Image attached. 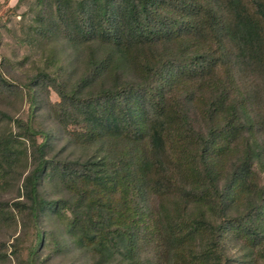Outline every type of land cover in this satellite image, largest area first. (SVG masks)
Wrapping results in <instances>:
<instances>
[{
  "label": "trees",
  "instance_id": "16d2710c",
  "mask_svg": "<svg viewBox=\"0 0 264 264\" xmlns=\"http://www.w3.org/2000/svg\"><path fill=\"white\" fill-rule=\"evenodd\" d=\"M93 15V3L73 10L52 0V14L43 20L47 24L41 35L62 36L75 49L100 42L97 45H107L114 53L88 65L70 90L46 69L38 70L24 87L32 91L50 87L60 99V117L74 122L82 116L90 146L98 151L115 140L121 148L119 158L105 163L47 159L48 137L31 124L35 107L30 97L28 121L0 111V129L8 126L0 134V179L4 180L0 189L9 186L8 178L13 185L18 169L28 165L19 194L30 202L27 211L36 223L45 204L50 208L58 204L40 198L45 177L55 174L62 181L97 187L98 195L91 197L72 188L89 200L82 208L68 204L73 218L67 224L69 233L78 231L77 242L96 244L94 250L100 255H95L94 264H107L105 256L118 244L128 255L120 253L117 264H144L133 255L150 244L151 264H170L168 249L183 241L180 221H173L163 204L170 195L185 199L183 213L189 205L210 200L220 220L217 231L211 224L192 222L190 233L201 229L214 235L237 224L251 244L264 246V231L256 222L264 215V188L256 187L237 218L226 216L230 191L236 186L250 194L251 168L264 159V117L248 110L236 79L247 67L264 80V0H107L98 10L99 25L96 16L92 23ZM127 57L138 71L132 81L114 74ZM104 75L109 79L106 88L100 86L94 94L81 92L86 83ZM0 88L14 93L22 87L0 75ZM205 94L199 108L203 127L197 129L189 112ZM229 154L234 160L220 186L214 182L212 166ZM111 166H125V173L109 174ZM185 178L193 182L191 187ZM111 183L118 197L99 198ZM150 199L160 200L157 208L148 206ZM201 248L189 264H229L219 234Z\"/></svg>",
  "mask_w": 264,
  "mask_h": 264
},
{
  "label": "rangeland",
  "instance_id": "374dc122",
  "mask_svg": "<svg viewBox=\"0 0 264 264\" xmlns=\"http://www.w3.org/2000/svg\"><path fill=\"white\" fill-rule=\"evenodd\" d=\"M62 4L73 10L84 7L86 3H93L96 15L92 16V23L99 25L98 10L106 6L107 0H60ZM52 14V0H0V75L7 83L22 87L20 91L11 93L0 88V111L13 118H20L28 121L30 97H33L34 115L31 117V124L35 130L47 134L46 158L51 161H73L85 159L102 162L111 159L117 160L120 156L121 148L115 142L106 143L98 151L96 147L90 146L86 129L87 122L83 117H77L76 121L70 122L60 117L57 104L60 102L58 96L48 87L47 91L40 88L29 90L28 85L38 70H44L51 75L58 77L67 90L73 88L75 82L84 74L88 65L98 62L104 54L114 53L107 45L99 46L98 43L83 45L81 49H75L62 36L43 38L41 30L46 28V15ZM45 23V24H44ZM71 25H74L71 22ZM82 24H80L81 27ZM96 45V46H95ZM127 63L121 62V69L114 74H123L125 78L132 81L136 67L132 66L130 57ZM237 87L242 95L247 99L249 111L256 110L264 117V80L252 69L243 67L239 72ZM109 79L106 76L97 77V80L84 86L83 94L97 92L99 87L106 88ZM199 98V97H198ZM207 94L202 99L192 104L189 115L197 129L203 127V118L200 115V107L204 104ZM69 114L72 113L68 107ZM77 112L73 113L76 117ZM189 116V117H190ZM8 126L0 129V134L4 133ZM109 137L106 139V141ZM42 141L38 137V142ZM234 160L231 154L224 159H220L216 166H212L214 182L222 186L230 169V164ZM105 163V162H104ZM216 163V162H215ZM29 166L22 165L18 169L19 177L17 181L9 186L0 189V205L7 204V207L0 208V264H94L95 255H100L94 248L96 244L87 245L77 242L78 231L69 233L68 222L73 215L68 207L77 205L82 208L87 201L80 198L72 190L73 187L84 190L88 195H98L97 187L81 186L70 183L68 180H61L55 174L45 177L39 188L40 198L46 202L55 203L57 206L50 208L45 204V210L40 215L38 221L29 217L27 207L30 202L23 194H19L23 183V178L29 171ZM119 171L118 177L125 173V166L110 168V173ZM250 194L234 186L230 191V206L227 208L228 219H235L240 214L246 201L254 196V191L258 187L264 188V159L251 168ZM185 181L187 179L185 178ZM189 183V182H188ZM4 180L0 179V185ZM193 182L189 183V186ZM107 190L99 198H109L112 200L118 197L114 194V184L108 185ZM191 187V186H190ZM177 195H170L168 201H164L168 209V214L173 221H180L182 228L181 244L170 247L168 254L170 264H189L191 256H198L201 246L206 247L207 243L215 240L219 234L223 252L229 260V264H264V246L253 245L244 236V231L240 225H229L216 234L197 230L190 233L189 228L192 222H202L209 226L211 224L214 231H217L220 220L216 218L210 200H202L198 204L189 205L185 213V199L180 197V202L174 200ZM160 200L150 199L147 204L150 208H157ZM19 204V205H15ZM2 206V205H1ZM166 212H161L165 217ZM257 227L264 231L263 218L256 220ZM37 225V226H35ZM255 225V224H254ZM37 231L40 240H37ZM118 244L116 248L108 251L105 256L107 264H117L121 260L120 253L128 255ZM152 245H143L140 253L133 255L135 260L144 264H151L153 260ZM34 250L30 257V253ZM177 261V262H176Z\"/></svg>",
  "mask_w": 264,
  "mask_h": 264
}]
</instances>
